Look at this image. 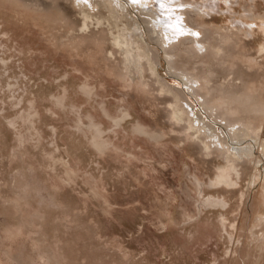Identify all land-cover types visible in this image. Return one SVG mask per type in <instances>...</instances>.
<instances>
[{
    "label": "rangeland",
    "instance_id": "374dc122",
    "mask_svg": "<svg viewBox=\"0 0 264 264\" xmlns=\"http://www.w3.org/2000/svg\"><path fill=\"white\" fill-rule=\"evenodd\" d=\"M196 1L139 3L165 12L172 35L205 8L198 39L219 54L176 66L202 76L214 105L209 153L170 120L144 59L125 69L113 40L134 19L160 50L133 0H0V264H264V32L234 28L240 14L264 19V0ZM219 138L246 149L230 187Z\"/></svg>",
    "mask_w": 264,
    "mask_h": 264
},
{
    "label": "bare ground",
    "instance_id": "6f19581e",
    "mask_svg": "<svg viewBox=\"0 0 264 264\" xmlns=\"http://www.w3.org/2000/svg\"><path fill=\"white\" fill-rule=\"evenodd\" d=\"M103 1L104 3L107 4L106 6L105 5L104 6L105 7L109 6L112 10L115 9L118 10V8L122 5V3L117 2V0H103ZM204 1H207V3L211 2V0H204ZM180 2L181 1H179V3L177 2L176 3L179 5ZM196 2L198 4H201L200 6L208 5L207 3L203 4L202 1L201 2L196 1ZM226 2H228V0H226ZM176 3L174 2V5ZM131 7L132 9H136L140 15H143L142 20L146 24L148 33L150 35V39L158 43L160 50L163 52V55L162 57H160L159 54L161 52L160 50L158 51L156 49H153L149 45H147L148 43L146 44V41L144 40L145 38L143 39V33L138 28L137 22L132 16H130L134 19V21L132 20L133 22L131 26L125 25L126 30L124 29L128 35L123 37V35L119 34L113 40L115 41L114 44H116L117 47H119V49L120 48L122 49V52L126 59L128 56H130V60H126V62H124L125 69L129 70L127 72H130L131 68H132L131 70H134L135 72H139L141 68L140 59L143 58L145 64L147 65V68L149 69L148 71H150V73L155 77L156 82L159 83L158 84L160 86L159 89L162 91L163 94L166 93L172 98L170 100V103L168 104V108H170L169 110L170 120L178 125L184 124V127L181 128L182 130L181 132L189 139L193 138V135L196 133L197 135L195 136V139L199 138V143L202 145V147L207 152L210 151V147L212 146L211 143L213 142L212 141L208 142V137H217L218 135L216 131L217 128L215 127V125L212 124V122H209V119L207 120L206 117L202 115V112L203 110L208 112L209 118L211 119L212 116H216L213 115L214 114L213 112H215L214 105L209 104L206 101V99H201V100L199 99V95L201 94L199 93L198 89L203 86V82L201 80L202 76L200 77L199 74L190 71L188 68H182L176 66V62L180 56L201 58L203 57L202 55H204L209 50L208 48H212L210 44L208 45L206 44L207 39H202L203 36L198 39V36L193 35V33L201 32V28H199V26L201 25L196 21L195 17L200 16V14L204 12L205 8L198 9V7L195 6L194 8L197 11L192 12V10L190 11V9L187 11L189 12L188 15L190 16L192 15V17L188 16L189 17L188 23L190 25L188 23L187 24L185 23L187 26L189 25L188 27H185L186 25L185 26L182 25L183 21L182 23L179 22L178 19L180 18H178L176 21H172L173 24L178 25L179 28L184 26L182 29L185 30V32L175 31L174 32L175 34L172 35V32L175 30L173 28L174 26L172 27L174 30L171 32L167 28L164 29L163 26L157 21V20H161L162 24H166V22L169 21L167 20V18L161 16L165 12L158 10L155 6H152L150 2L149 3L143 2V4L132 3ZM206 7L208 8V6ZM178 12L182 14L184 10L179 9ZM247 15L240 14V16H238V18L240 19L236 18L234 20L235 22L236 21L238 22L234 24V28L237 30V32L247 35L253 34L254 29L253 26L250 24L251 21H253L254 24L256 23L258 28L264 32V19H259L258 21H256L248 18L250 16L247 17ZM262 16L264 17V15ZM202 33H204V31ZM200 35L202 34L200 33ZM212 49H214L212 51L215 54H217L220 48L214 47ZM149 50H152L154 52V56H152L153 52L151 53V51L149 52ZM162 61H164L167 64L166 76L172 78V80L170 81L165 80L158 74V67L160 66ZM141 69L143 70V67ZM135 72L133 73L136 75ZM137 83H139L140 86H142L143 88L147 86L145 82H140L139 80ZM192 94L196 96V100L197 99L199 100L198 104L201 105L203 109L200 108L201 106L199 107L197 105L198 101L196 103L194 101H191L190 98ZM197 108L199 109L197 110ZM194 121H197L198 125H195ZM230 122L227 124H231ZM233 123L232 125H230V127L233 126L232 128L235 129ZM240 126L241 128L245 129V131L241 129L244 132H247L250 129L249 126L244 123H241ZM239 130L240 129L238 128L235 131L232 132L230 131L232 133L231 135L233 139H237L239 137ZM201 134L204 136V138L201 137ZM241 136L242 135H240V139L242 138ZM245 136L246 135H244L243 137ZM219 140L221 144L224 146L223 148L226 149L227 152L226 156L228 158V161H230L229 164L225 166L224 171L219 174V179H220L219 182L221 186L224 185L226 187H230L232 185L237 184L236 179L239 175L238 170L234 164V160H235L234 158L241 157L242 159V157H244V153L246 152V151L244 152V150L246 149L240 148V150L239 151L237 150L238 151L237 152L231 149V146L228 145L227 141L225 142V139L219 138ZM234 175H236L235 179L233 178Z\"/></svg>",
    "mask_w": 264,
    "mask_h": 264
},
{
    "label": "snow or ice",
    "instance_id": "6c2138e0",
    "mask_svg": "<svg viewBox=\"0 0 264 264\" xmlns=\"http://www.w3.org/2000/svg\"><path fill=\"white\" fill-rule=\"evenodd\" d=\"M85 2L87 3V0H85ZM133 2H134V3H139V2H140V0H133ZM160 7H161V8H164V7H165V5H164L163 3H161ZM181 32H182V30H181ZM193 35H196V36H198L199 34H198V33H193Z\"/></svg>",
    "mask_w": 264,
    "mask_h": 264
}]
</instances>
